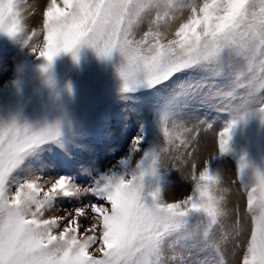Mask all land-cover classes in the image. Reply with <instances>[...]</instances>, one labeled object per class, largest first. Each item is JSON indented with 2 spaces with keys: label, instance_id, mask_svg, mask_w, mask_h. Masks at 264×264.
Instances as JSON below:
<instances>
[{
  "label": "snow or ice",
  "instance_id": "obj_1",
  "mask_svg": "<svg viewBox=\"0 0 264 264\" xmlns=\"http://www.w3.org/2000/svg\"><path fill=\"white\" fill-rule=\"evenodd\" d=\"M33 14L27 0H0V33L19 36L46 61L44 72L81 45L104 58L119 53L122 90L156 98L165 146L146 148L141 129L114 170L77 185L37 174L41 153L71 142L59 121H0V264H228L229 238L243 250L237 264H264V172L240 159L234 183L246 205L231 211L206 164L199 173L192 164L193 190L173 203L160 194L159 174L170 149H183L184 163L197 151L198 127L190 138L175 132L194 131L179 123L192 103L218 107L233 124L250 115L264 122V0H47L30 31L24 17ZM229 139V129L218 133L220 153ZM133 153L142 154L134 166ZM60 197L88 202L46 218Z\"/></svg>",
  "mask_w": 264,
  "mask_h": 264
},
{
  "label": "rangeland",
  "instance_id": "obj_2",
  "mask_svg": "<svg viewBox=\"0 0 264 264\" xmlns=\"http://www.w3.org/2000/svg\"><path fill=\"white\" fill-rule=\"evenodd\" d=\"M27 3L34 14L24 17L26 26L30 31L39 30L47 0H27ZM141 33H137V38ZM121 59L117 52L111 58H104L87 45H81L75 57L72 52L60 53L44 72L41 65L46 61L24 45L19 36L0 33V121L16 119L34 126L59 121L64 137L71 140L64 148L53 144L50 151L40 154V162L35 165L38 175L45 179L69 176L77 185H88L94 178L114 170L129 155L132 138L141 129L146 148L165 146L151 108L156 98L140 91L122 90L123 80L118 72ZM200 120L205 124H199ZM179 123L183 128L194 129L185 133L177 128L176 135L181 139L195 135V127L199 128L197 151L186 163L177 159L183 149H170L162 154L167 164L159 169L164 201L177 202L191 194L192 164L195 163L197 173L206 164L210 174L221 179L219 186L226 190L222 195L229 210L237 206L243 210L246 197L239 194L242 189L234 183L238 180V163L244 158L251 168L264 172V122L258 115H250L233 124L231 115L218 107L192 103ZM207 124L211 129L205 131ZM225 129H229V150L220 153L216 138ZM179 143L177 139L176 144ZM141 156V153L132 154L133 166ZM151 183L146 178V190ZM87 202L86 197H60L52 208L44 211V216L63 215L65 210ZM80 220L87 224L84 217ZM223 247V258L228 264H237L242 259L243 250L235 248L231 238Z\"/></svg>",
  "mask_w": 264,
  "mask_h": 264
},
{
  "label": "bare ground",
  "instance_id": "obj_3",
  "mask_svg": "<svg viewBox=\"0 0 264 264\" xmlns=\"http://www.w3.org/2000/svg\"><path fill=\"white\" fill-rule=\"evenodd\" d=\"M142 34V33H141Z\"/></svg>",
  "mask_w": 264,
  "mask_h": 264
}]
</instances>
